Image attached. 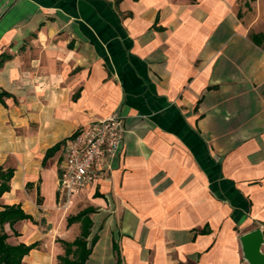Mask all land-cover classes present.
<instances>
[{"label": "crops", "instance_id": "0c3cea01", "mask_svg": "<svg viewBox=\"0 0 264 264\" xmlns=\"http://www.w3.org/2000/svg\"><path fill=\"white\" fill-rule=\"evenodd\" d=\"M2 55L0 209L33 217L4 225L9 243L37 242L41 220L72 241L67 217L90 207L84 264H248L240 236L264 238V0H0ZM112 113L118 154L60 211L63 142ZM63 254L36 245L22 264Z\"/></svg>", "mask_w": 264, "mask_h": 264}, {"label": "built area", "instance_id": "2783aa9c", "mask_svg": "<svg viewBox=\"0 0 264 264\" xmlns=\"http://www.w3.org/2000/svg\"><path fill=\"white\" fill-rule=\"evenodd\" d=\"M124 125L120 115L112 113L80 127L62 144L59 163V202L69 199L101 175L118 154Z\"/></svg>", "mask_w": 264, "mask_h": 264}, {"label": "trees", "instance_id": "16d2710c", "mask_svg": "<svg viewBox=\"0 0 264 264\" xmlns=\"http://www.w3.org/2000/svg\"><path fill=\"white\" fill-rule=\"evenodd\" d=\"M6 57L2 55L0 57V62ZM8 93L5 91L0 92V101H2L3 96H7ZM59 144L54 145L49 148L42 161L45 164L46 159L51 156L58 148ZM13 175V169L7 168L3 169L0 166V195L2 192L8 190L9 184L8 181ZM93 212V208L87 207L83 210L77 212L74 215L67 217V224L73 222H80V233L72 241H67L64 239H57L56 241L60 242L64 254L58 255V264H84L88 258L93 244L96 242L97 237L94 235L90 241L87 240L88 235L90 234V227L92 221L89 217V214ZM28 219L33 221V217L26 213L19 204L3 205L0 209V264H22V258L26 255L30 249L34 248L37 245V242L31 244H25L24 242H18L17 244H11L8 242V233L4 229V225L7 223L12 229L13 235L18 236L19 233L13 229V225L20 220ZM205 231L204 229L201 230ZM115 247V245H114ZM117 252V246L115 247ZM115 264H122L119 253H116V262Z\"/></svg>", "mask_w": 264, "mask_h": 264}, {"label": "water", "instance_id": "95a60500", "mask_svg": "<svg viewBox=\"0 0 264 264\" xmlns=\"http://www.w3.org/2000/svg\"><path fill=\"white\" fill-rule=\"evenodd\" d=\"M263 242L262 229L259 227L245 232L240 236L243 258L248 264H264V252L261 250Z\"/></svg>", "mask_w": 264, "mask_h": 264}, {"label": "rangeland", "instance_id": "374dc122", "mask_svg": "<svg viewBox=\"0 0 264 264\" xmlns=\"http://www.w3.org/2000/svg\"><path fill=\"white\" fill-rule=\"evenodd\" d=\"M59 202V200H58ZM57 207L60 211L62 212H66V213H73L75 208L71 209L69 207H63L62 205L58 204L57 203ZM41 223L37 224L38 227H39V230H38V233L40 235V239L37 240V247H44V248H55V247H58V248H61L63 249L62 245L60 242L56 241L59 237L56 235V237H54L53 235H50V228L49 226L46 225V222L44 223L43 220L40 221ZM42 226L43 228L45 227V229H41ZM10 241V240H9ZM56 264H58V261H56Z\"/></svg>", "mask_w": 264, "mask_h": 264}]
</instances>
